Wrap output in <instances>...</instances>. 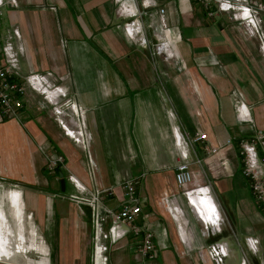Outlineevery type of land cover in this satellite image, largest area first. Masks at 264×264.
Segmentation results:
<instances>
[{
    "label": "crops",
    "instance_id": "crops-1",
    "mask_svg": "<svg viewBox=\"0 0 264 264\" xmlns=\"http://www.w3.org/2000/svg\"><path fill=\"white\" fill-rule=\"evenodd\" d=\"M15 1L16 7L0 9L8 26L0 44L12 36L13 47L19 48L21 73L50 70V80L83 109L91 133L88 148L93 165L62 133L53 115L48 117L39 109L37 96L17 117L0 119V176L21 185L22 204L35 215L47 245L49 238L56 264H70L78 251L85 262L94 249L90 207L81 205L78 212L67 201L75 191L67 173L87 189L106 188L101 203L113 212L124 196L123 181L133 179L141 205L136 220L149 225L154 234L155 252L149 259L134 249L139 236L127 232L114 242L100 239L105 250L91 252L90 264H99L106 256L107 264H210L199 248L214 242L225 247L224 258H233L238 246V260L264 264V216L240 173L237 153L240 139L264 128V57L257 40L225 15L207 17L188 0ZM118 2L119 11L114 7ZM42 3L54 6L53 12L34 11ZM260 22L264 29V14ZM127 27L133 37L126 34ZM11 28L17 29L18 38ZM163 42L170 57L160 51ZM174 124L189 136L202 130L207 142L219 147L217 153L206 155L202 144H192L201 163L190 164V169L203 194L194 195L191 202L199 218L215 223L219 213L226 224L204 236L198 220L185 210L187 246L180 242L161 203L162 197L177 190L173 168L180 148L173 144ZM228 138L230 145H225ZM38 144L62 154V190L58 174L47 173ZM187 153L190 160L192 153ZM176 197L185 209L182 196ZM9 198L15 207L18 195ZM1 199L0 193V227ZM171 204L176 206L174 201ZM20 212L14 210L15 215ZM102 216L104 232L111 217L105 212ZM231 236L238 245H233ZM248 238L255 239V254L247 246ZM222 264H226L223 258Z\"/></svg>",
    "mask_w": 264,
    "mask_h": 264
},
{
    "label": "built area",
    "instance_id": "built-area-1",
    "mask_svg": "<svg viewBox=\"0 0 264 264\" xmlns=\"http://www.w3.org/2000/svg\"><path fill=\"white\" fill-rule=\"evenodd\" d=\"M196 4L207 17H215L216 15H225L230 22L237 23L241 26L243 32L252 36L257 40L258 51L264 57V29L260 22V15L264 14V0H188ZM4 6L16 7L15 0H0V9ZM121 6V5H120ZM123 12L125 7L121 6ZM158 13L162 14V8H158ZM162 34L165 36L166 28L164 23L160 22ZM126 34L133 37V31L128 27L125 28ZM11 33L15 37H19L16 28H11ZM4 38L0 44V119H13L18 116L20 110L27 107L30 102L38 97L37 105L39 109L50 108L53 119L61 129L62 133L74 142L85 154L88 163L92 164L90 157L89 143L91 133L86 128L85 119L83 118V109L76 104L72 98L66 96L64 88L58 84H54L50 80V72H37L32 69L28 70L24 75L20 71L18 62V49L13 47L11 38ZM165 55L170 57V52L166 49V44H161ZM169 116H171L169 112ZM173 118V116H171ZM171 131L173 132V144L180 148V159L173 168L174 185L176 192L171 195H165L161 199V203L166 207L169 218L174 223L176 233L182 244L190 243V235L187 232L189 220L186 218V212L183 206L177 201L176 195L179 194L184 200V204L188 207L194 218L200 223V233L207 236L214 230H219L222 219L213 221L199 218L193 211V207L189 204V197L203 194L196 185L200 184L195 180V174L190 169V164L200 165L201 160L195 155L193 143L198 141L202 144V151L206 155L215 154L219 147L213 146L207 142V135L202 130L196 129L193 135H188L174 124ZM225 145H230V139L224 141ZM37 149L44 151V145H37ZM192 153V157L188 160V153ZM58 153V154H57ZM237 153L240 158V173L248 180V187L253 200L257 203L261 215L264 216V128L257 130L251 134L248 139H240L238 141ZM58 163L63 165V156L55 150H47L45 153V169L47 173L53 172ZM68 180L75 188L78 194H70L68 199L78 204H84L90 207V221L93 227V246L95 253H102L105 246L98 243L100 239L110 238V242H114L125 233L139 236L134 249L142 258L152 257L154 255L153 233L149 225L146 223L139 224L136 220L141 214L140 200L134 191V182L131 178L123 181L122 187L124 197L120 201L119 208L116 212L106 209L102 206L101 197L106 188H86L81 182L68 174ZM204 188L207 184H201ZM174 201L178 208L176 209L171 202ZM135 204V205H133ZM216 208V206H215ZM218 212V209H215ZM104 212L110 215L111 223L104 232L100 230ZM212 213V212H211ZM247 246L250 251H255V239L248 238ZM204 251L206 257L215 264H222V258L226 254V249L220 243H210L205 247L199 248ZM240 264H245L243 259Z\"/></svg>",
    "mask_w": 264,
    "mask_h": 264
},
{
    "label": "rangeland",
    "instance_id": "rangeland-1",
    "mask_svg": "<svg viewBox=\"0 0 264 264\" xmlns=\"http://www.w3.org/2000/svg\"><path fill=\"white\" fill-rule=\"evenodd\" d=\"M115 9L119 11V2L114 5ZM54 6H51V4L42 3L41 5H38L37 7H33L34 11H39V9L52 11L53 12ZM120 13H123L120 11ZM3 13L0 14V38L5 34V30L8 29V26L5 22V19L3 18ZM160 51L163 54L162 46L160 45ZM166 52V51H165ZM154 63V62H153ZM152 63L153 69L157 70L155 64ZM179 65H181L179 63ZM29 70V69H28ZM23 69L22 74H26L27 71ZM50 71L48 69L39 70V73ZM51 72V71H50ZM157 72V71H156ZM159 72L157 73V75ZM27 107L23 108V111H25ZM49 117V114L51 113L50 108H42L40 109ZM21 111V110H20ZM51 116V115H50ZM19 120V118H17ZM87 126V125H86ZM38 150V149H37ZM47 150L53 151V149L48 148V146L44 149V151L41 153V157L43 159V162L45 160V153ZM58 154V153H57ZM44 164V163H43ZM45 166V165H44ZM68 176V173L66 174V178ZM66 180V179H65ZM66 189L67 190V181H65ZM21 185L18 182H13L10 178H7L5 176H0V193L2 195V205L1 208L3 210L4 219L0 227V237L1 238V249H2V255L0 256V264H56V260L54 258V255H50V250L52 251V246L50 243L49 238L47 239V243H45V240L43 238V235L41 233V230L38 228L37 224L34 222L35 215L31 214V212H28L27 209L22 204L23 199H21ZM16 193L18 195V204L14 207L11 199L9 198L11 194ZM74 194H78L75 191L72 192ZM136 194V193H135ZM65 198L68 195H63ZM137 196V195H136ZM124 197V196H123ZM137 198H139L137 196ZM67 201H70L67 199ZM74 207L77 208V211L79 212L81 209V205L84 204H76L73 201H70ZM135 205V204H133ZM85 206V205H84ZM184 207V206H183ZM182 207V208H183ZM14 210L21 212L18 215L14 214ZM185 210L188 212L187 206H185ZM185 212V211H184ZM189 213V212H188ZM193 214H188V216L192 217ZM220 217L222 219V224H226V219L223 217L222 214H220ZM91 219V216H90ZM91 222V221H90ZM92 223V222H91ZM222 225L220 226L222 228ZM232 241L234 242L233 245H238V241L234 236H231ZM88 244V242H87ZM91 244V243H90ZM91 246V245H90ZM50 248V249H49ZM241 250V247H239ZM91 250V249H90ZM89 250V255L85 259V262H83V259H81L80 251H78L70 261V264H89L91 263L93 259V251ZM85 250V254H86ZM194 255H196V252H193ZM255 254V252H253ZM92 255V258H91ZM206 255V254H205ZM239 256V249L238 246H235L234 249V257L233 258H224L223 261H225L226 264H228L227 261L231 264H237L239 261V264L241 260H238ZM241 258V257H240ZM238 260V261H237ZM102 261V262H101ZM108 259L107 256L104 258H101L98 262L99 264H107ZM210 264H215L213 261H210Z\"/></svg>",
    "mask_w": 264,
    "mask_h": 264
},
{
    "label": "trees",
    "instance_id": "trees-1",
    "mask_svg": "<svg viewBox=\"0 0 264 264\" xmlns=\"http://www.w3.org/2000/svg\"><path fill=\"white\" fill-rule=\"evenodd\" d=\"M63 170H64V167L62 164L58 163V165L54 168L53 170V174L57 175L58 172H61L62 175H63ZM58 190V189H57Z\"/></svg>",
    "mask_w": 264,
    "mask_h": 264
},
{
    "label": "water",
    "instance_id": "water-1",
    "mask_svg": "<svg viewBox=\"0 0 264 264\" xmlns=\"http://www.w3.org/2000/svg\"><path fill=\"white\" fill-rule=\"evenodd\" d=\"M58 178H59V187H60V190L63 189V184H64V178H62V175L60 172H58Z\"/></svg>",
    "mask_w": 264,
    "mask_h": 264
},
{
    "label": "bare ground",
    "instance_id": "bare-ground-1",
    "mask_svg": "<svg viewBox=\"0 0 264 264\" xmlns=\"http://www.w3.org/2000/svg\"><path fill=\"white\" fill-rule=\"evenodd\" d=\"M192 198H194V196L189 197V204H191V205H192V202H191L192 201ZM192 207H193V205H192ZM175 208L177 209L178 207L175 206ZM201 219H203L204 221H207L204 218H201ZM209 220L211 221V218Z\"/></svg>",
    "mask_w": 264,
    "mask_h": 264
}]
</instances>
